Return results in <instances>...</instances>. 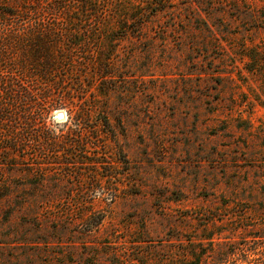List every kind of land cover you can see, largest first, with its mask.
<instances>
[{
    "label": "rangeland",
    "instance_id": "obj_1",
    "mask_svg": "<svg viewBox=\"0 0 264 264\" xmlns=\"http://www.w3.org/2000/svg\"><path fill=\"white\" fill-rule=\"evenodd\" d=\"M150 1L160 6V0L142 4ZM163 2L169 7L152 17L143 36L118 37L101 45L103 56L115 62V74L124 76L108 83V96L101 95L106 84L95 68L75 62L73 71L80 66L94 75L91 87V77L82 75L83 86L95 92L110 121L104 131L86 125L80 136L93 141L98 135L100 140L97 152L87 143L85 154L103 160L97 168L104 175L101 185L108 174L111 178L104 192L96 187L83 197L92 198L93 210L103 216L89 238L97 240L95 245L53 249L72 252L75 264H109L111 252L144 256L151 264H175L185 256L197 258V264H264V69L248 70L250 59L241 54V43L264 47V23L250 25L253 16L264 21V0ZM201 19L226 50L223 60ZM193 43L200 44L198 52L192 50ZM94 46L89 56L95 59L99 53ZM198 68L206 71L197 75ZM62 72L59 76H66ZM78 79L73 73L63 84L69 87ZM72 94V103H56L43 113L42 122L53 134L75 127L73 115L83 99L76 91ZM84 98L91 99L89 91ZM59 110L65 115L58 120L54 114ZM36 122L42 124L39 118ZM7 123L19 131L25 127L22 120ZM1 126L0 140L9 133ZM0 160H5L1 154ZM67 160H77L65 165L73 167L69 180L79 189L84 182L79 171L89 175L91 170L85 163L80 167L78 160L84 158ZM52 165L57 166L43 164ZM1 172L17 175L5 167ZM78 204L77 198L65 199L60 214L72 221ZM68 205L75 209L72 215L66 214ZM91 252L105 261L94 260Z\"/></svg>",
    "mask_w": 264,
    "mask_h": 264
},
{
    "label": "trees",
    "instance_id": "obj_2",
    "mask_svg": "<svg viewBox=\"0 0 264 264\" xmlns=\"http://www.w3.org/2000/svg\"><path fill=\"white\" fill-rule=\"evenodd\" d=\"M144 1L0 0V124L2 129L9 131L0 140L4 143L0 145V154L5 159L0 160V170L5 167L8 171L17 173L15 176L0 173V224L3 225L0 231V262L75 264L77 261L73 259L72 252L66 253L53 248L95 245L97 240L89 238L94 235V230H98L103 216L97 215L96 210H93L91 197L89 200L83 197H86L85 192L95 193L96 187L104 192L107 186L103 185L109 182L111 174H108L106 183L101 185L104 175L97 168L98 163L103 165V160L95 154H85L88 151L87 143L94 147L90 151L97 152L95 147L100 137L95 135V140L92 141L83 139L80 135H83L86 125L95 131H104L103 125H110V121L108 110L103 109L105 107L99 103L100 99L95 92L83 86L82 75L85 78L91 77L87 83L89 87L94 75L91 76L80 66L73 71V67L75 62L94 67L101 82L106 84L101 88V95L108 96L111 91L108 83L122 80L124 76L118 72L115 74L114 70L118 71L115 62L110 56H103L105 47L101 45L106 40L112 44L118 37L143 36L152 17L159 13L163 15L169 7L163 0H160V6L151 1L144 5ZM199 22L211 33L212 46L221 50L218 58L223 60L227 52L215 36L214 30L205 20L201 19ZM260 23L264 21L258 20V16L251 17L250 25L257 26ZM196 39H193L194 42ZM93 45L99 53L95 59L89 56L92 55L90 47ZM199 45L191 44L192 50L198 52L197 49H201ZM241 45V54L250 59L246 62V68L264 69V47L257 43L250 47L243 43ZM246 49L249 53H244ZM200 64L206 66V62ZM198 69L200 72L197 75L206 71L205 68ZM61 71L66 76H59ZM73 73L78 74L80 79L67 87L63 83ZM201 77L198 76L197 79ZM73 91L83 99L73 115L75 127H69V133L66 134H53L42 122L43 113L56 103H72L70 99ZM87 91L91 99L84 98ZM86 102L90 104L84 107ZM102 112L105 115L98 119ZM36 118H39L41 125H37ZM19 120L25 123V129L22 128L21 131L16 130L17 127L11 128L7 123ZM36 144L41 147L36 149ZM58 147L63 152L58 153ZM68 156L73 159L84 158L85 160H78L80 167L85 163L91 170L89 175L79 171L78 178L84 181L79 189H75L69 180L73 176L68 170L73 167L65 165L68 162L72 165L77 160L69 161ZM44 163L57 166H43ZM67 198H77L80 206L79 212L70 222L65 215L60 214V204ZM67 208L70 212L66 214L72 215L75 209L70 205ZM89 255H95L94 260L98 262L105 261L99 258L98 253L96 255L91 252ZM110 256L107 259L109 264H151L144 256L130 257L117 252H111ZM195 260L185 256L175 264H197ZM93 263L95 262L88 264Z\"/></svg>",
    "mask_w": 264,
    "mask_h": 264
},
{
    "label": "water",
    "instance_id": "obj_3",
    "mask_svg": "<svg viewBox=\"0 0 264 264\" xmlns=\"http://www.w3.org/2000/svg\"><path fill=\"white\" fill-rule=\"evenodd\" d=\"M65 115L64 111L59 110L58 112H56V114H54V118L55 119H62V117Z\"/></svg>",
    "mask_w": 264,
    "mask_h": 264
},
{
    "label": "bare ground",
    "instance_id": "obj_4",
    "mask_svg": "<svg viewBox=\"0 0 264 264\" xmlns=\"http://www.w3.org/2000/svg\"><path fill=\"white\" fill-rule=\"evenodd\" d=\"M57 112H58V111H57ZM62 118H64V116H63Z\"/></svg>",
    "mask_w": 264,
    "mask_h": 264
}]
</instances>
